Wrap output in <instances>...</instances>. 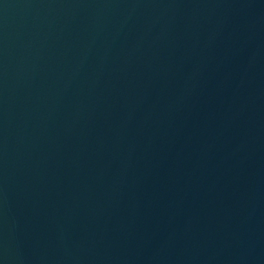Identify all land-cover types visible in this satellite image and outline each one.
I'll return each instance as SVG.
<instances>
[{"label": "water", "instance_id": "95a60500", "mask_svg": "<svg viewBox=\"0 0 264 264\" xmlns=\"http://www.w3.org/2000/svg\"><path fill=\"white\" fill-rule=\"evenodd\" d=\"M0 264H264V0H0Z\"/></svg>", "mask_w": 264, "mask_h": 264}]
</instances>
